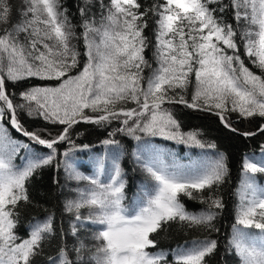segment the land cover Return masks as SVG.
<instances>
[{
  "label": "snow or ice",
  "instance_id": "1",
  "mask_svg": "<svg viewBox=\"0 0 264 264\" xmlns=\"http://www.w3.org/2000/svg\"><path fill=\"white\" fill-rule=\"evenodd\" d=\"M261 180L264 0H0V264H264Z\"/></svg>",
  "mask_w": 264,
  "mask_h": 264
},
{
  "label": "trees",
  "instance_id": "2",
  "mask_svg": "<svg viewBox=\"0 0 264 264\" xmlns=\"http://www.w3.org/2000/svg\"><path fill=\"white\" fill-rule=\"evenodd\" d=\"M68 4L71 5L73 0H67ZM187 114H181V117L183 119V122L188 125V126H201L204 128H212L213 126L210 124L209 121L205 120L201 115L193 112L192 110H186ZM187 130V129H185ZM83 131V129H82ZM210 135L212 137H216L217 138V142H218V146L220 148L221 151L225 152L227 154V156L229 157V167L231 169V176H232V180L235 183V181L237 180V162L239 160V157L243 151V145H241L239 142L234 141L222 134L217 133L216 131H211ZM81 140H83L85 143L87 142H95V137L93 135H88L87 133H85V136H82L80 138ZM166 146L172 148L173 150H175L177 153H179V155L183 156L185 153V148L183 145H176L174 143L171 142H166ZM193 151H197V150H193ZM50 176L51 173L49 170H45L42 177L40 178V180L37 183V188L38 191L42 194L43 192L47 191L48 186L50 184ZM132 178V174L130 173V179ZM261 183H264V180H261ZM225 199L228 200L230 199L229 196H225ZM188 206L193 209V210H199L200 205L196 202H192V201H188ZM41 215H43L41 213ZM221 221V226L223 230H227L230 229V224L231 221L222 216L220 218ZM165 245H167L168 243H172L171 240H164L163 241Z\"/></svg>",
  "mask_w": 264,
  "mask_h": 264
}]
</instances>
